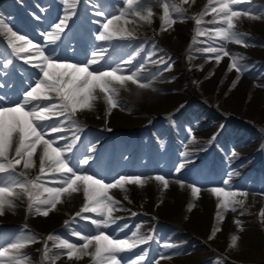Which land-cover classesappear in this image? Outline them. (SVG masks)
<instances>
[{
    "label": "rangeland",
    "instance_id": "1",
    "mask_svg": "<svg viewBox=\"0 0 264 264\" xmlns=\"http://www.w3.org/2000/svg\"><path fill=\"white\" fill-rule=\"evenodd\" d=\"M15 2L20 3L21 8L26 10L24 0H15ZM4 4L5 0H2L0 11ZM55 5L58 8L59 16L49 17L45 20L46 22L38 14L32 15L39 19L36 23L41 25V28L52 30L51 24L59 22L60 16L64 15L61 0H57ZM119 6L121 5L117 3V0H92L79 11L83 23L86 24L84 27L96 34L99 25L94 21L102 22L103 17L97 16L95 13L98 11L112 13ZM259 6H264V3L251 7ZM42 12L44 13V11ZM28 17L30 14L28 16L21 14V18H18L19 26L26 23ZM251 20L248 18L241 19L242 22L244 21L243 23L247 22V25L244 26L247 36L255 38L261 45L257 46L255 42H251L249 45L250 41L248 40L246 47L234 43L239 48L233 49L232 53V55L243 56L239 54V49H243L241 52L244 55H251L243 56L245 59L241 63L246 66L247 60L255 58L256 60H264V19L252 20V22ZM188 21L190 22L188 18L184 19V24L188 25ZM140 27L142 28L139 29L142 32V37L139 36L138 40L136 38L138 48L143 45L141 52L147 56L150 52L154 53L150 60L152 61V68L143 72L141 77L143 82L152 81V83L151 87L141 89L129 82L127 91L121 89L119 101H124L127 104V109L124 107L123 110L131 109L133 111L132 121L122 120L114 111L106 116L104 103L98 101L94 110L83 111V114L79 112L75 117L81 126L80 131L77 132L71 124H65V127L72 128L67 133L66 142H69L74 135H78L80 139L75 146L78 144L82 146V151L85 152L83 158L103 155L105 162L103 166L107 169L103 176L105 182H111L113 178L122 174L146 176L161 174L167 179L176 176L185 183V186L178 187L169 184L170 187L167 190L161 191L162 186L155 180H150V183L148 182L143 187L126 185L129 190L127 193L119 189L110 190V194L121 201L119 207L123 210L113 213V217L119 219L108 228L107 234L117 238H125L131 235L135 226L139 224L142 226L140 229L142 235L152 236L147 244L140 245L131 252L122 253L124 264H128L131 259L135 258L136 254L141 252L147 257L144 264H157V261L158 264H216L217 261L219 264H264V216L260 215L261 210L264 209L263 81L246 82L243 88H235L232 83L237 78L233 74L235 69L228 71V65H225L223 71L217 73L215 63L206 67L203 66V63L195 61V54L201 55L207 61H210L208 57L213 55L196 51V49L208 46L207 43H201V41H207V36H197L196 46L194 45L192 48L182 50L177 47L174 51L167 49L164 45V43L170 45L172 43L170 41H173L172 37L169 36L168 41L160 39L164 42L162 43L157 40L158 29H155L153 24L149 26L141 23ZM208 27L211 28L212 26ZM193 33L185 30V34L191 38L195 35L194 30ZM221 43L223 42L217 39L213 46H219ZM232 43L229 42L226 45ZM35 44L44 45L41 41ZM102 47L108 48L105 44ZM76 54L77 62L84 61L86 54L90 56L88 50ZM106 54L103 62L105 66L108 64L115 66L121 60H126V54L120 55L113 49H108ZM179 55H183L182 57L187 62L190 60L185 68L180 63ZM160 57L170 62V70L164 71L166 65L159 63ZM228 61L230 63L229 58ZM249 63L251 62L249 61ZM137 65L133 64L129 67H136ZM93 67L97 66L94 65ZM263 67L264 65L257 71ZM37 71L35 68L28 71L27 78H25L21 88L16 93H11L10 97L4 100V106L14 107V103L9 102L15 101L18 96L22 98L23 91L29 90V77H31L32 86H35V73ZM245 73L247 72L243 74ZM230 74L232 78L229 77ZM227 75L229 76L227 77ZM209 76L212 78H208ZM257 78L262 79L264 77L260 75ZM191 80L195 92L202 98L192 91ZM249 83L253 85L249 86ZM236 84L235 86H238ZM153 94L155 98H152V96L154 97ZM157 94H164L169 99H159L156 97ZM205 99L215 106H211ZM223 106L225 108H222ZM137 122H142L141 129L134 126ZM84 124L96 131L89 136L90 144L83 139ZM150 126L156 129L154 130ZM149 129L156 132L152 139L146 132ZM118 133L124 134L123 136L127 135L133 140V145L138 147L137 155L142 152L139 158L134 157V150L126 154L123 152L120 156L117 155L119 165L126 168L122 173L115 170L119 168L115 166L116 163L113 161L116 150L119 152L121 150L113 147V144H108L111 142L106 139L108 136ZM52 136L55 137L54 134ZM102 136L106 138H102ZM118 139L122 141L127 138ZM242 140L244 141L242 142ZM177 141L179 144L175 147ZM123 143H127V140ZM89 149L92 150L89 151ZM147 152H151V155ZM182 153H187V155H182ZM180 164H183V168L177 173L175 169ZM253 165L257 167L252 170ZM84 167L88 174L95 173L98 177L100 176V171L93 170L90 172L88 165ZM229 172H233L229 181L231 189L247 191L248 196L244 206L237 207L235 212L230 209H220L221 215L224 216L223 221H220L216 218L218 211L216 205L220 198L213 195L210 189L222 187L223 179L228 178L227 173ZM37 174L38 163L37 167L29 172L31 177ZM187 183L200 188L196 198L192 197L191 189ZM46 186L55 185L47 184ZM124 195H128L131 202L124 200ZM238 198L244 199L243 197ZM14 201L16 207L6 209L4 214L0 215V234L5 239L20 234L21 230L36 235L40 242L32 243L23 249L24 253L30 254L33 264L41 259L43 243L49 234L82 244L83 241L71 235L73 230L84 234L90 230L93 234L95 233V228L90 221L78 217L73 220L74 214L83 205L82 189L81 192L71 196L63 195L62 203L50 211L47 217L34 212L29 214L26 196L19 199L14 198ZM189 203L194 205L190 211L187 207ZM133 212L137 215H131ZM53 215L59 217L61 222V225L54 229L48 222V219ZM83 215L94 216L92 213H84ZM65 221L70 222L67 227ZM235 221L239 223L237 224ZM25 226L27 227L25 228ZM214 227L219 228L220 231L212 239H209ZM121 229L123 230L121 231ZM232 235L238 237L235 246H231ZM52 244L53 242L49 241L48 247L52 248ZM165 244H171L173 247L165 248L163 247ZM63 251L52 248L51 254ZM161 256L166 258L162 259ZM56 264H92V260L91 257H83L80 260L73 259L70 261L66 255H61Z\"/></svg>",
    "mask_w": 264,
    "mask_h": 264
},
{
    "label": "snow or ice",
    "instance_id": "2",
    "mask_svg": "<svg viewBox=\"0 0 264 264\" xmlns=\"http://www.w3.org/2000/svg\"><path fill=\"white\" fill-rule=\"evenodd\" d=\"M61 3L64 15L59 18V22L51 24L52 31L42 34L47 44H55L61 40L69 21L75 15L78 0H61ZM117 3L121 6L112 13L103 11L95 13L103 17L102 22L94 21L99 25L94 37L95 41L108 42L112 46L114 41L134 40L141 23L149 26L153 23L155 8L162 10L159 16L160 30L167 31L175 23L187 18L184 15L186 9L183 5L188 4L189 0H179V2L177 0H117ZM192 3H195V0H192ZM250 3L251 0H207L203 9L191 17L196 26L193 43L197 42V36L208 38L207 41H201L208 46L196 51L213 54L208 58L215 59L217 64L221 62L222 57H228L230 60L228 71L235 69L238 73L236 80L232 82L233 86L238 82L240 75L247 71V66L241 63L245 57L232 55L226 50V44L233 42L248 46L245 39L248 34L237 30L238 23L242 18L264 19V6L235 7ZM206 15H211L212 19L204 21ZM202 24L214 25V27H202ZM0 35L7 38L5 51L0 53V56H3V60H0V70L8 69L10 66L14 68V59H21L25 64L38 70L35 73V86H32L29 77V90L23 91L22 98L18 96L15 101L9 102L14 103V107L3 106L6 97L0 96V215H3L6 209L16 207L14 198L26 196L29 214L34 212L47 217L50 211L62 203L63 195L71 196L81 192L82 189L83 205L74 214L73 220L78 217L90 221L95 233L90 230L84 234L73 230L71 235L83 241L82 244L49 234L43 243L41 259L35 264H56L61 255H66L70 261L91 257L92 264H124L121 254L147 244L152 236L142 235L140 232L142 226L139 224L135 226L131 235L125 238L113 237L106 233L105 229L119 219L114 218L113 213L123 210L119 207L121 201L110 194V190L119 189L127 193L129 190L126 185L143 187L150 180H155L162 186L161 191H163L169 188V180L161 174L155 176L122 174L113 178L111 182H105L104 177L87 173L84 166L89 164L91 157L80 159L73 152L80 139L78 135H74L69 142L60 146V142L66 140V137L63 135L53 137L52 134L64 132L63 125L66 123L71 124L77 132L80 131L81 126L75 117L79 112L94 110L98 101L104 103L106 116L114 109L121 108L120 91L127 90L129 82L141 89L151 87L152 81L143 82L141 77L144 64H140L139 67H129L133 65L135 56L143 51V45L127 60H121L115 66L111 64L105 66L103 62L108 49L99 47L95 48L90 56L86 54L84 61L61 63L57 62L58 57L46 54L44 45L33 43L26 34H18V30H13V27L3 19H0ZM217 39L223 43L213 46ZM2 44L3 40H0V45ZM9 49L10 52L7 51ZM152 55L154 53L150 52L146 60L150 61ZM159 63L166 65L164 71L170 70L171 64L168 60L160 57ZM94 65L97 67H93ZM2 87L4 85L0 84V88ZM105 122L107 123V120ZM37 161L38 174L31 177L29 172L37 167ZM182 168L183 164H180L175 171L179 173ZM232 175L233 172L227 173L228 178L223 179L222 187L210 189L213 195L220 198L216 205L218 209L216 218L220 221L224 219L220 209H230L235 212L237 207L244 206L248 196L247 191L231 189L229 181ZM177 183L183 187V181ZM47 184L55 186L48 187ZM188 187L191 189L192 197L196 198L200 188L194 185ZM45 193L47 195H44ZM123 199L131 202L128 195H124ZM193 206L189 203L188 210L190 211ZM84 213H92L94 216H85ZM131 215L135 216L137 213L133 212ZM260 215L264 216V209L261 210ZM64 223L67 227L70 222ZM235 223L239 222L235 221ZM219 231V228L214 227L209 239ZM231 240V246H235L238 237L232 235ZM49 241L53 242L52 248L64 251L51 254ZM37 242L40 240L36 235L25 233L23 230L8 239L0 234V264H33L30 254L24 253L23 249ZM163 247L170 248L173 245L165 244ZM161 258L166 257L161 256ZM146 259V255L141 252L128 264H144ZM216 264L219 262L217 261Z\"/></svg>",
    "mask_w": 264,
    "mask_h": 264
},
{
    "label": "bare ground",
    "instance_id": "3",
    "mask_svg": "<svg viewBox=\"0 0 264 264\" xmlns=\"http://www.w3.org/2000/svg\"><path fill=\"white\" fill-rule=\"evenodd\" d=\"M264 0H251V3L250 4H242V5H238V6H235L236 8H246V7H249V6H251V5H254V4H256V3H262ZM45 3V1L44 0H42V2H41V4H44ZM78 3L81 5V6H85V5H88L89 3H90V0H78ZM207 3V0H195V3H192V0H189V3L188 4H184L183 5V7L186 9V12H185V16L188 18V20H190V26L189 25H186V24H184L183 23V21L182 22H177V23H175L171 28H169L167 31H161L160 29L157 31V37L159 38V39H163V41L164 40H167L168 39V37L170 36V37H172L171 39H173V41H170V42H172L170 45H169V47H170V49H175V48H177V47H180V48H183V49H187V48H189V47H191L192 48V44H193V39L192 38H189V37H187V35H185V30H190L191 32H193V30L195 29V24H194V21L191 19V17L193 16V15H195V14H198L202 9H203V7H204V5ZM197 10H198V12H197ZM48 12V11H47ZM154 12L156 13L155 15H154V17H153V26H155V27H159L160 26V23H161V21H160V19H159V16L162 14V10L161 9H159V8H155L154 9ZM50 13V16H54V13H55V11H50L49 12ZM46 16V14H43L42 15V17H45ZM204 21H208V20H211L212 19V16L211 15H206L204 18ZM244 19V18H243ZM249 19V18H248ZM245 21V20H244ZM243 21V22H244ZM263 21V20H262ZM46 22V21H45ZM251 22H252V20H251ZM259 22H261V21H259ZM238 24H243V23H238ZM259 24H261V23H259ZM264 24V23H263ZM209 24H202V27L203 26H208ZM41 26V25H40ZM141 26V25H140ZM140 26H138V28L140 27ZM189 26V27H188ZM142 29V28H141ZM13 30H17L15 27H14V29ZM141 31V30H140ZM139 30H137V32H136V35H141V32H140ZM195 31V30H194ZM18 34H23L22 32H20L19 30H18ZM78 33H76V35H77ZM30 36L31 37H34V36H37V35H35V34H30ZM186 36V37H185ZM142 37V36H141ZM0 38L2 39V40H4L5 42H7V38L6 37H3L2 35H0ZM64 38V34L62 35V38L61 39H63ZM76 41H77V44L78 43H80V45L82 44L81 42V40H80V38H78L77 36H76ZM137 40H138V38H137ZM132 41V40H131ZM168 41V40H167ZM59 42V41H58ZM114 42H120V43H124V44H126V43H129V41H114ZM114 42H113V44H114ZM107 46V45H106ZM196 46V45H195ZM47 48V47H46ZM108 49V48H107ZM136 49H137V44L136 43H131V48H130V54H129V56H131V55H133L135 52H136ZM10 50V49H9ZM4 51H5V49H1L0 48V53H4ZM8 51V50H7ZM110 51V50H109ZM192 51V50H191ZM9 52V51H8ZM49 55H51V54H49ZM63 55V53H59L58 55H55L54 57H58V61L57 62H61V63H63V62H73L72 60H63V59H61V56ZM107 55V54H106ZM185 55V54H184ZM53 56V55H52ZM129 56H128V58H129ZM63 57H64V55H63ZM141 56L138 54V55H136L135 56V60L133 61V63H137L138 62V59L140 58ZM120 58V57H119ZM118 58V59H119ZM224 59H225V57H223V61L220 63V64H216L217 62H215V70L217 71V73H220V72H222L223 71V67H224ZM2 60H3V56H2ZM195 61H200L201 63H203V66H208V65H210L211 63H214V60H212V61H207V60H205L202 56H197L196 58H195ZM6 62V61H5ZM186 63V60L183 58L182 59V64H185ZM196 63V62H195ZM149 64H150V62H148V63H145V67H149ZM189 66V65H188ZM227 66V65H226ZM212 67V66H211ZM27 70V67L25 68V66H24V69L23 70H21V72H23V74L25 73V71ZM11 71V69L10 68H8V69H4V70H0V73H2V72H7V74L9 73ZM224 73V72H223ZM218 75V74H217ZM221 75L223 76V74L221 73ZM237 73H234V77H237ZM229 75H227V77H228ZM22 77H24L23 75H22ZM219 77H220V74H219ZM229 77H231V75L229 76ZM208 78H212V76H209ZM221 78H223V77H221ZM220 78V80L222 81V79ZM219 79V78H218ZM216 80V79H215ZM255 80V78L254 77H251V76H247V75H240V77H239V80H238V83H239V85L238 86H245V83L246 82H253ZM212 81V80H211ZM262 81V80H261ZM259 82V81H258ZM20 83V80L19 79H17V81H16V84H14L13 86H9L7 89H6V91L4 92V89L2 90V91H0V96H4V97H6L7 95H8V93L10 92V91H12L13 89L15 90L16 89V87H18L17 85ZM250 84V83H249ZM249 84H247V85H249ZM132 86V85H131ZM135 86V85H134ZM130 90V89H129ZM127 91V90H126ZM122 92H124V91H122ZM149 94V93H148ZM128 95V94H127ZM126 95V96H127ZM154 95V94H153ZM130 96V95H129ZM142 96V95H141ZM144 96V95H143ZM131 97V96H130ZM156 97L157 98H159V99H163V100H168L169 99V97H167L166 95H164V94H157L156 95ZM128 98V97H127ZM132 98V97H131ZM152 98H155V95H154V97L152 96ZM133 99V98H132ZM142 99H143V97H142ZM136 100V99H135ZM130 101V100H129ZM139 101V100H138ZM146 101H148V100H146ZM157 101V100H156ZM158 102V101H157ZM158 103H160V102H158ZM163 103V102H162ZM167 103V102H166ZM170 103V102H169ZM3 104H4V102H3ZM120 104H121V108H117V109H114L113 111L114 112H116V113H118V117L119 118H121L122 120H124V121H129V122H131L132 120H131V116H132V114H133V111L130 109V110H128V111H125L126 109H127V104H126V102H122V101H120ZM145 104V103H144ZM135 105H137V104H135ZM4 106V105H3ZM126 108L125 110H122L123 108ZM144 109V108H143ZM135 113V112H134ZM82 114H83V112H82ZM81 117H82V115H81ZM84 117H86L85 115H84ZM135 124H137V123H135ZM139 126H142V124H139ZM151 127V126H150ZM158 128H159V126H158ZM65 129V131L63 132V133H65L66 132V128H64ZM156 129V128H155ZM158 130V129H157ZM159 130H161L160 128H159ZM164 130V129H163ZM85 136H89L88 134H90V133H94L92 130H90V129H87V128H85ZM149 132H150V135H153L154 134V131L153 130H149ZM161 133V132H160ZM54 135H56L55 133H54ZM118 135H124V134H122V133H118ZM63 136H65L66 138H67V134H65V135H63ZM92 137V136H91ZM110 138H117V136H115V135H113V136H109ZM124 137V136H123ZM127 138V137H126ZM92 139V138H91ZM233 140V139H232ZM231 140V141H232ZM65 141V140H64ZM244 140H242V142H243ZM61 142H63V141H61ZM118 142V144H117V146L120 144V142L119 141H117ZM179 141H177V143L175 144V147L177 146V144H179L178 143ZM234 142H236V141H234ZM238 142V141H237ZM67 143V142H66ZM90 144V143H89ZM92 144V143H91ZM232 144V143H231ZM226 145V144H225ZM230 145V144H229ZM60 146H62V145H60ZM127 148H130L132 145H131V141H129L128 143H127ZM174 147V146H173ZM229 147V146H228ZM78 148V147H77ZM179 148V147H178ZM178 148H176V149H178ZM182 148V147H181ZM255 150V149H254ZM175 151V150H174ZM75 152H76V156L79 158V157H81L82 155H83V152H81V150H76L75 149ZM256 152V151H255ZM252 154V153H251ZM102 158H101V156H98L96 159H94L92 162H91V165H94V166H99L100 164H101V162H102ZM225 162V161H224ZM37 163H38V161H37ZM225 164V163H224ZM226 165V164H225ZM261 166V165H260ZM255 167H257V166H255V165H253L252 166V170H253V168H255ZM118 168L119 169H122L123 167L122 166H118ZM232 170V169H231ZM180 176V175H179ZM189 176V175H188ZM191 177V176H190ZM189 177V178H190ZM168 180H169V184H174V185H176V186H181V184H179V183H177V181H181V179H178V178H176V176H172L171 178H168ZM153 182V181H152ZM150 183V182H149ZM187 185H188V183H187ZM185 186V183H183V187ZM169 187H170V185H169ZM182 187V186H181ZM180 187V188H181ZM187 189V188H186ZM190 189V188H189ZM15 202V201H14ZM72 210V209H71ZM70 210V211H71ZM20 211V210H19ZM19 211H17V212H19ZM21 212V211H20ZM19 212V213H20ZM25 217V216H24ZM59 217H55L54 215L52 216V217H50L49 219H48V222H49V225H51V227L53 226V227H57L58 226V224L57 223H59ZM105 231H106V233L107 232H109V230L108 229H105ZM75 239V238H74Z\"/></svg>",
    "mask_w": 264,
    "mask_h": 264
}]
</instances>
